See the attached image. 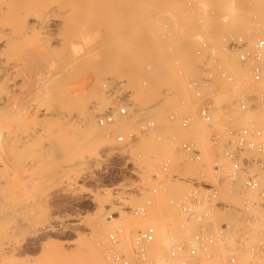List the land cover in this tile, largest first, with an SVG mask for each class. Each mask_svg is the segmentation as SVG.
I'll return each instance as SVG.
<instances>
[{"label":"rangeland","instance_id":"rangeland-1","mask_svg":"<svg viewBox=\"0 0 264 264\" xmlns=\"http://www.w3.org/2000/svg\"><path fill=\"white\" fill-rule=\"evenodd\" d=\"M133 1L134 2L130 1V5L127 1V4L125 3L126 5L124 7L121 6L122 3L121 5L119 4L121 7L118 5L112 13V16L110 15V17L113 18L112 20L110 17L105 16L108 14L106 10L105 13L103 12L104 10H96L95 16L91 17L86 25L84 36L86 35L87 42L82 51H78V49L72 46V39L75 37L76 33L75 30L74 32L72 31L76 28V25L72 26L71 24H64V32L62 31V27H64L63 24L56 25L54 31H52V33L56 32L54 34L60 33L61 31L63 33L60 34L64 35V33H67L68 41L65 43L61 40H48V42L47 40L42 39L43 41L38 40L35 42L37 48H35V52L26 48L27 44H25V46L21 45L23 49H17L16 54H18L19 59L22 57L19 62L22 64L23 68L21 71L20 67L22 66L20 64V70H18L20 73L17 71L18 74H14L20 75L16 77V83L14 82V85L8 84L10 88L14 87L13 90L12 88L8 89L7 87V92L5 93L6 100L4 101H7L5 103V109L8 111V113L6 112V114H4V118L6 117V119H9V122L6 121V124H8L7 127L11 132L17 127H20V129L23 127L25 129L28 123L30 124L27 120L29 119L28 109L31 106L30 104H32L31 101L35 98L34 95H37L39 91V94H41L44 90L47 91L53 87H59L60 90L57 88L53 90H63L74 95L76 94V98L83 95V98H81L84 99L85 96L89 97V95L94 93H89L92 92L89 87L92 88V85L101 76L102 71V75H105L104 73H107V71L112 73L115 71V74H118V77L116 76L117 82L114 88H116L117 92L121 94L120 99L122 102L116 107L117 105H113L111 99L106 94L101 95L102 93H99V95H101L100 97L99 95L98 98H96L97 96L95 97L97 102H94L95 99L89 98L92 100V105L95 103L100 108V111L96 113V121L98 125H100L101 132L96 136L93 135L90 137L88 135L74 133L71 131V121L65 123L66 121L63 122L62 119L57 120V118H54L55 121L53 123L51 122L53 124V126H51L54 128V132L48 131V133H40L43 136L41 135L40 137V134L37 135L36 139L38 136L39 138L35 140L36 143L33 142L34 145H32V141L26 143L24 138L19 141L21 135H17V139L16 137H13V133V135H7V137L10 138V142L8 143L9 140L7 138L6 141H8L5 146L6 160L4 158L3 164L5 169L4 175L7 177L5 178V181H13V186L15 184V186H20L18 187L20 189L14 186L15 196L16 198L18 197L17 199L22 201H25L26 199L27 203L30 202L28 204L29 207L27 205L24 206L27 207L29 211L27 208H25L26 210L22 208L20 216L24 217L27 213V215H29V208L32 205L31 203L39 199H41L39 201L43 202L45 207L43 206L44 208L39 211V213L41 212V215H38L41 217H36L34 220L36 223L22 224L23 227L18 235V238H20L18 242L19 249L17 248V251L15 250L14 252L10 251L12 254L8 252V255L5 257H0V264H17V262H19L18 264H65L67 261L70 264H87L85 261L90 263L98 257L102 258V264H128V262L131 264L132 261L133 264H149L148 262H151L152 264H168L165 260L159 259L161 253H163L169 244L168 240L170 239L166 236V233L169 232L168 229H175L180 232L181 228L178 226L185 222L183 216V218H181L184 221H179L182 220L180 215L175 209H173V207L171 208L168 206V200L172 197L182 198L185 195H188L191 186L184 179H179L178 181V179L167 178L159 181L153 177L154 172L162 162L171 158L174 161L173 170H171L173 173L180 175V177L188 178L198 175L204 179L215 181L216 179L214 178L216 177L213 172V165L217 162H228V160H225L223 155L221 157L216 155L217 153H221L223 146L214 147L209 140V134L214 131L226 134L227 129L230 127V118L234 120V124L250 126L252 121L258 120L264 116V109L248 110L251 112L247 113V111H242L238 108V99L242 95H249L254 92L259 94L264 93L263 78L257 81L252 77L253 67L255 65H258L264 71V54L260 60L251 58L246 65H243L240 61L238 51L243 50L244 47L239 49L228 48V44L232 43V41L238 42L242 40L256 42L259 39H264V0H228L227 2H225V0H223L224 2L222 0H213V2H216H214V4H212V0H210L211 3H203V0H188L186 2L187 9H182L175 13L174 8H166L164 10L159 9V4H171V0H147L148 4L146 5V2L144 4L145 7L143 4L139 5L141 6L140 9H138L139 6L137 4L138 1V3H141L140 0L137 2L136 0ZM133 3H136L138 7L136 4L133 5ZM215 4L216 6H214ZM98 11H101L100 17L96 16V14L98 15ZM174 14L177 16L176 23H173L170 18L171 16L173 17ZM107 18L110 20L107 21ZM94 19H96V21ZM144 25L145 27L147 26V30L145 27L143 28ZM130 29L132 31H130ZM143 31H145L146 38L144 40L146 41L147 49L145 48L146 50L144 52H140L141 50L139 49L137 54L133 51H135V48L138 49L139 47L134 41L139 37L143 38ZM88 33L90 34L88 35ZM112 40L115 42L117 40L120 43L117 42V45H114L115 42ZM106 41L108 45L114 43L113 46H108L105 43ZM95 43H99L98 46L100 47L97 48L98 46ZM252 44L254 45L250 46V48L254 50L255 43ZM105 45L109 48L108 50L107 48H104L106 47ZM28 47L30 46L28 45ZM93 47L97 49L95 50ZM122 47L126 48L123 49ZM90 48L91 50L93 48L92 54H90ZM118 48H122L124 52H127L128 50L131 51H128V53L125 54L119 50L118 54L116 53L118 52ZM105 49L109 53L106 52ZM112 49L116 52H113ZM67 51L70 54L67 53ZM84 51L88 54H86L87 56L83 57L81 60L84 69L82 68L81 70V67L79 68L76 64L77 66L72 68L69 67L68 70L67 64L71 63V60L74 59L75 55L85 53ZM211 51H213L214 54H212ZM27 52L29 53L27 54ZM140 53H147L146 57L144 55H142V57L139 56ZM24 54L27 56H24ZM60 54L62 55L61 57ZM134 54L136 56H134ZM126 55H128V57ZM109 56L110 58L113 56L112 60H117V63L119 61L121 62V57H123L124 61L120 64L118 63L120 66H117V68L114 67L116 70L110 71L109 67H111L113 63H110L111 60L109 62ZM65 57L67 58L66 61ZM59 58L62 61H60ZM93 58L94 61H91ZM106 58L108 60H106ZM101 60L104 61L100 63ZM105 60L107 63H104ZM106 64H108L109 67ZM87 67L88 70H85ZM207 67L213 70L212 82L207 85H202L201 89L203 95L202 97H199L196 95L195 91L189 87V83L192 79H196L204 74V70ZM103 68L109 69L105 71ZM71 69L73 73L70 71ZM223 69L229 71L233 77V81L229 82L223 77L221 73ZM242 73L244 76H241ZM108 74L105 75V77H108L107 79L110 77ZM23 75H25V78ZM73 76L74 78H71ZM52 78L53 80L56 78V80L52 82ZM58 79L61 80V83L59 81V83L57 82ZM95 79L96 81H94ZM49 81L57 83H55V85L52 84L51 88L49 86L51 84H49ZM65 81L67 84L63 83ZM58 84L59 86H57ZM64 85L66 86L64 87ZM254 86L257 88L253 89ZM86 90L88 91L86 92ZM222 90H225V96L223 98L219 97L220 91ZM86 93L89 94L86 95ZM90 97H93V95ZM30 98L32 99L30 100ZM205 100L218 106L215 114V122L211 127H206L204 122L197 116L198 107ZM122 106L127 108L128 114L122 117L118 116L117 118L118 122L119 119L127 121L128 123L125 126H121V129L119 130H114L115 125L112 126L109 125L110 123H101V119L105 112L108 110L115 111ZM222 106L227 110L222 111V109H219V107ZM171 112L177 113L178 119L176 122H171L169 120L168 113ZM252 113L256 115L254 116ZM185 114L192 115L193 119L189 127L186 130H183L180 126V119ZM251 114L252 116L250 117ZM42 115L41 118L44 117V115L47 116V118L45 117L47 121L46 124L48 123V120L52 121L51 117H48V114ZM45 118H42L43 121ZM26 120L27 125H25ZM148 121H153L157 125V128L144 130L143 127L148 124ZM72 123L73 122H71V125H79L76 121L73 124ZM73 127L74 126H72V128ZM47 128H49L48 124ZM181 131L186 133L188 139L201 148L206 165L190 161L188 159V154L179 153L177 151V146L179 145L180 140L178 134ZM49 133H53L52 136L50 138H45L44 135H49ZM57 135L58 137L61 135L60 138H57ZM120 135H124L126 140L125 142H122L123 144L121 145H107L102 143V141L104 142L108 136L117 139ZM62 136H65L63 139L67 137L68 142L70 139L68 146H70L69 148L72 153L73 151L78 150L76 154L83 156H80L81 161L78 162L79 164L77 163L73 166V169L69 170L68 178L70 179V182L50 180V182L46 181L45 184H40L33 181L34 184L32 180L29 179L30 177L27 178V176L30 175H27L28 173L22 169L24 166L23 162L26 161L23 158L27 159V156L32 153L31 147L36 146L38 143L39 145L46 144V139L47 142L50 139V141H52V151L54 149H56V151H51L49 156L41 155L40 160L35 164V169H38V171L41 172L40 174H42V170L44 173L45 169H49V166L52 165L53 161H56L55 159L61 157L60 153L63 150L61 147L62 143L58 144L59 141L57 139H59L60 142H65L64 140H61ZM53 138L57 141H55V139L52 140ZM13 140L15 145H13ZM42 140L45 142L43 143ZM55 142L57 143V147H61L62 150L56 148ZM145 142L149 144L146 145ZM142 144H145L144 146L147 147V149L152 145L155 147L159 145L163 147L164 151L160 155L161 158L158 157L159 161L158 159L154 160L158 161L157 163L151 161V163H153L152 165H149V162L143 158L145 152L143 153L144 148L140 149ZM71 145L72 147L74 146V148H72ZM97 151H100L102 154H106L108 151L111 153L97 157L95 156V154L98 153ZM147 153L152 152L149 149ZM141 154L143 156H141ZM148 158L150 161L151 157ZM145 161L148 164L142 163ZM146 164L147 166H151L149 167V170H147L148 167L145 166ZM17 168H20L22 171ZM153 185L159 186V189L155 192L153 191ZM163 185H165V187L167 186V189L162 188L161 186ZM22 186L28 191L22 189ZM28 188L31 189L29 190ZM19 190L20 192H18ZM21 190H24L27 194ZM22 194L23 196H21ZM112 194L113 196L116 194L115 196L117 198L114 196V198L117 199L116 201L114 198L109 199V196ZM118 196L119 198L122 197L118 200ZM231 196L236 197L237 195L230 194V196H227L228 198L226 197L227 200L229 199V201H231V198H233ZM44 197L47 200H44ZM150 198L154 199L156 204L150 209L148 218L141 217L130 211L131 208L145 204ZM237 198L239 197H236L235 199ZM239 200H233V202L235 204H240L239 202L241 200ZM113 201L115 203V205H113L114 208L112 206ZM119 205L121 207L120 210H118L119 207H115ZM160 208L161 210L164 209V212L168 213V215L170 214L167 220L162 221L160 220L159 215H157ZM156 209H158L157 212ZM217 212V217L219 218L223 216L226 217L227 215L223 212ZM111 213H114V216H112L113 218H110ZM230 213L233 215V213L236 212L230 211L227 216H229ZM234 215L232 218H236ZM50 223H53L57 229H46ZM150 223H155L159 229H162V231L157 234L156 242L148 248L149 258L145 260L139 257L134 251L133 235L137 230L145 228ZM235 223L237 224H235L237 228L240 224L238 222V216ZM105 226L110 228L104 230ZM119 227H124L125 232L121 234L119 237V243L115 245L108 241V236L110 232ZM178 228H180V230ZM188 228H186L187 232L189 231L188 233H190V226ZM44 229L46 230L44 231ZM97 229L105 232L99 237L101 239L96 238V240L94 234L98 231ZM64 230H66V232ZM179 232L173 233L178 236H175L178 238L176 241L188 239L187 233L184 235V233L181 232L182 234L179 235ZM232 239H234V242ZM239 242V237L235 234L230 236L229 246L231 248L238 247ZM95 247H97L98 250H96ZM222 248L223 247L218 249L217 255L224 254L226 259L227 252L225 248ZM112 251H117L122 256V259H110L109 255ZM50 252H53L55 256H52L53 254ZM91 252L93 254L92 258L95 259L89 257ZM48 253H50V255ZM92 254L90 256H92ZM94 254L97 256L99 254V256H94ZM13 255L16 258H14ZM47 255L52 257L50 258L52 263ZM54 258H56V261H54ZM88 258H91V261ZM8 259H10V261Z\"/></svg>","mask_w":264,"mask_h":264},{"label":"bare ground","instance_id":"bare-ground-1","mask_svg":"<svg viewBox=\"0 0 264 264\" xmlns=\"http://www.w3.org/2000/svg\"><path fill=\"white\" fill-rule=\"evenodd\" d=\"M127 1H128V4L129 3H131L130 1H132V2H134L133 0H0V257H5L6 255H8V252H14L17 248H18V242H19V240H20V238H18L19 236V232L21 231V229H22V227H23V225H24V223H28V224H33L35 221V219H36V217H38L39 215H41L40 213H39V211H41L42 210V208H44L45 206H44V203L43 202H41V201H39V200H41V199H39V200H37V201H31V202H33V203H31L30 205V214L29 215H24V217H21L20 216V211H21V209L22 208H27V207H24L25 205H27L28 207H29V203L30 202H26V199H25V201H22V200H19V199H17L16 198V196H15V190H14V186L16 185H14L13 186V181H9V180H7V181H5V178H7L5 175H4V171H5V169H4V167H3V164H4V158H5V146L7 145L6 143H7V141H8V143L10 142V138H8L7 137V135L8 134H14V138L18 135H21V137L19 138V141H20V139H22V138H24L25 139V141H26V143H29V142H31L32 141V145H34L33 144V142L34 143H36L35 142V140H37L38 138H39V136H38V138L36 139V136L37 135H39L40 133H48V131H53L54 130V128H52V126H53V122L55 121V119L54 118H57V120H59V119H62V121L64 122V121H66L65 123H68V122H75L76 121V123L77 124H79V125H77V126H75V125H71V122H70V126H71V131L72 132H74V133H80V134H84V135H88V136H93V135H97V134H99L100 132H101V128H100V125H98V123H97V121H96V113L98 112V111H100V108L94 103V105H92V100H90L89 98H91V99H95V97L96 98H98V95H99V93L101 94V95H103V94H106L110 99H111V103L113 104V105H117L116 107H118V105L122 102V100L120 99V93H118L117 92V90H116V88H114L115 86H116V76L118 75V74H115V71L114 70H116V69H114V67H116L117 68V66H120L119 64L122 62V61H124L123 60V57H124V55L126 54V53H128V51L127 52H124V50H122V48H118V52H116V51H113V49H112V51L113 52H116V53H118L119 54V50H120V52H122V53H125L124 55H123V57H121L120 59H121V62L119 61L118 63H117V60H112V58H113V56H112V58H110V56H109V62H110V60H111V62L110 63H113L112 64V68H113V70H112V68L111 67H109L108 66V64H106L109 68H110V71H114L113 73L112 72H108L107 71V73L105 72L104 74L105 75H107L108 73H110V74H108V75H110V77H109V79H107L108 77H105V75H102L103 74V71H102V74H101V76L97 79V81H96V79L94 80V81H96L93 85H92V88L91 87H89L91 90H92V92H89V93H97V94H92L93 95V97H90V96H92V95H89V97L88 96H85V97H87V98H85L84 97V99H82L83 97V95H81V96H78L79 98H76L75 97V95L74 94H71V93H69V92H66V91H63V90H61V91H55V90H53V89H59V87H51L52 86V84H54L55 85V83H57L58 81L60 82L61 80H57V82H55V83H52L54 80H56V78H54V80H53V78H52V82L51 81H49V86L52 88V89H48L47 91H43V93H41V94H39L40 93V89L38 90L39 92H38V94L35 96L34 95V100L33 101H31V103L32 104H30L31 106H30V108L28 109V118L29 119H27L28 120V122H30V124L28 123V125H27V120H26V124L25 125H27V127H25V129L23 128H21L20 129V127L18 128L17 126L18 125H21V124H18L16 127V129H14V130H12L13 132H11V130H9L8 129V127H7V125L8 124H6L7 122L6 121H8L9 122V119H6V117L4 118V114H6V112L8 113V111H7V109H5L6 108V106H5V103L7 102H4L6 99H5V93L7 92V87H8V89L10 88L9 87V85L8 84H12V85H14L16 82V77H18V76H20V75H14L15 73L16 74H18V70H20V68H21V71H22V68H23V66H22V64L19 62L21 59H22V57H21V59H19V56H18V54H16L17 52V49L18 48H22L23 49V47H21V45L22 46H25V44H27L26 45V48H29L30 50H33V52H35V50L37 49L36 48V45H35V42H37L38 40H61L62 42H67L68 41V35H67V33H64V35L63 34H60V33H63L64 32V30H63V28L65 29V25H67V24H71L72 26L73 25H76L74 28L75 29H73V27H72V29H73V31L72 32H74V30L76 31V33H75V37L72 39V46L73 47H75L76 49H78V51H82L83 49H84V46H85V44H86V42H87V38H86V35L84 36V33H85V31H86V25H87V23L90 21V19H91V17H93V16H95V11L96 10H104L103 12L105 13V10L107 11V15H105V16H108V17H110V15L112 16V13L115 11V9L118 7V5L120 4L121 5V3H122V7H124L126 4H127ZM138 0H136V2H137ZM188 0H171V4H166V3H161V4H159L160 5V8L159 9H161V10H164V9H172V8H174V13L175 12H178V11H181L182 9H187V4H186V2H187ZM198 1V0H197ZM219 1V0H218ZM217 1V2H218ZM223 1V0H222ZM228 0H225V2H227ZM139 2V1H138ZM137 2V4H138V6L139 5H142L143 4V6L145 7V3L147 2V0H140V2L141 3H138ZM204 2H209V3H211V1L209 0H203V3ZM212 2H213V0H212ZM215 2V1H214ZM214 2L212 3V4H214ZM224 2V1H223ZM126 3V4H125ZM216 3V2H215ZM222 3V2H221ZM134 4H136V3H133V5ZM137 4H136V6H137ZM148 4V2L146 3V5ZM119 5V7H121ZM130 5V4H129ZM132 5V6H133ZM158 5V6H159ZM137 6V7H138ZM212 6V5H211ZM214 6H216V4L214 5ZM126 7H128V6H126ZM129 8V7H128ZM132 8V7H131ZM141 8V6H139L138 7V9H140ZM210 8V7H209ZM131 12V11H130ZM97 13V12H96ZM100 14H101V11L99 12L98 11V15L96 14V16H99L100 17ZM102 15H103V13H102ZM176 14H174V16L172 17H170L171 19H172V22L173 23H176V17L177 16H175ZM103 17V16H102ZM104 18V17H103ZM102 18V19H103ZM110 19L112 20L113 18L112 17H110ZM110 19H108L107 18V21L108 20H110ZM95 21H96V19H94ZM98 21V20H97ZM99 21H101V20H99ZM244 22V21H243ZM97 23H99V22H97ZM100 23H102V22H100ZM60 25V24H65L64 25V27H62V31L60 32V33H57V34H54V33H56V32H54V33H52V31H54V29H55V27H56V25ZM99 25V24H98ZM242 25H244V24H242ZM131 26H132V24H131ZM135 26V25H134ZM88 27V26H87ZM137 27V26H136ZM145 27V25L143 26V28ZM60 28V27H59ZM138 28V27H137ZM142 28V27H141ZM142 28V29H143ZM67 29V28H66ZM145 29L147 30V26L145 27ZM68 30V29H67ZM67 30H66V32H67ZM132 30H133V27H132ZM131 29H130V31H132ZM96 31V30H95ZM129 31V32H130ZM69 32H70V29H69ZM69 34V33H68ZM90 33H88V35H89ZM131 36V35H130ZM142 36H143V38L142 37H139L136 41H134V43L135 44H137V46L139 47H137L138 49H136L135 48V51H133V52H138L139 51V49L141 50L140 52H144L147 48H146V41L144 40L145 38H146V36H145V31H143V34H142ZM90 37V36H89ZM42 40V41H43ZM115 40V39H114ZM48 41V42H49ZM111 41V40H110ZM113 41V40H112ZM99 42V41H98ZM101 42V41H100ZM113 42H115V41H113ZM117 42L118 43H120L119 41H117L116 40V42H115V44L114 43H110L109 45H108V43H107V41L105 42L108 46H113V44L114 45H117ZM122 42V41H121ZM132 43H133V41H132ZM47 44H49V43H47ZM53 44V43H52ZM95 44H97V43H95ZM100 44H102V43H100ZM28 45L30 46V47H28ZM55 45V44H54ZM62 45V44H61ZM99 45V43L97 44V46ZM94 46V45H93ZM106 46V45H105ZM69 47V46H68ZM68 47H66V48H68ZM100 46H98L97 48H99ZM117 47H120V46H117ZM36 48V49H35ZM56 48V47H55ZM89 48V47H88ZM94 48V47H93ZM93 48H92V50H93ZM96 48V49H97ZM102 48V47H101ZM104 48H107V46L106 47H104ZM112 48V47H111ZM126 48V47H125ZM125 48H123V49H125ZM146 48V49H145ZM234 48V47H233ZM21 49V50H22ZM28 49V50H29ZM95 49V48H94ZM95 49V50H96ZM109 48H107V50H108ZM117 49V48H116ZM235 49V48H234ZM27 50V51H28ZM29 50V51H30ZM51 50V49H50ZM92 50H91V48H90V51H91V53L90 54H92ZM94 50V51H95ZM100 50V49H99ZM106 50V49H105ZM106 50V52H108ZM111 50V49H110ZM122 50V51H121ZM127 50V49H126ZM70 51V50H69ZM87 51V50H86ZM89 51V50H88ZM131 51V50H130ZM129 51V52H130ZM52 52V51H51ZM85 52V51H84ZM102 52V51H101ZM100 52V53H101ZM132 52V53H133ZM148 52V51H147ZM29 52H27V54H28ZM54 53V52H53ZM52 53V54H53ZM67 53H69L68 51H67ZM67 53H65V54H67ZM109 53V52H108ZM135 53V54H136ZM70 54V53H69ZM85 54V55H84ZM87 53L85 52V53H81L80 55H75V57H74V59H72L71 60V63H68L67 65H68V70H69V67L70 68H72V67H74V66H77L78 65V67L80 68L81 67V70H82V68L84 69V67L82 66V62H81V60H82V58L83 57H86L87 55H86ZM117 54V55H118ZM134 54V56H136ZM138 54V53H137ZM146 54L147 53H140L139 54V56H141L142 57V55H144L145 57H146ZM26 54H24V56H25ZM129 56H131L130 54H128ZM128 55H126L127 57H128ZM27 56V55H26ZM54 56H57V55H54ZM62 55L60 54V57H61ZM122 56V55H121ZM63 57H64V55H63ZM115 57V56H114ZM23 58H25V57H23ZM136 58V57H135ZM61 59H63V58H61ZM66 57H65V61H66ZM107 58H106V60H108ZM138 59V58H137ZM23 60H25V59H23ZM59 60H60V58H59ZM69 60V59H68ZM105 60V62L104 63H107V61ZM32 61V60H31ZM60 61H62V60H60ZM64 61V60H63ZM91 61H94V58H93V60H91ZM96 61V60H95ZM102 61H104V60H101V62L100 63H102ZM114 61V62H113ZM144 61V60H143ZM80 62H81V65H80ZM24 63V62H23ZM28 63V62H27ZM84 63L86 64V62L84 61ZM84 63H83V65H84ZM99 63V64H100ZM109 63V64H110ZM242 63V62H241ZM20 64H21V66L22 67H20ZM61 64V63H60ZM64 64V63H63ZM77 64V65H76ZM24 65V64H23ZM87 65H89V64H87ZM98 65V64H97ZM246 65V64H245ZM25 66H26V64H25ZM24 66V67H25ZM94 66V65H93ZM101 66V65H100ZM105 66V65H104ZM20 67V68H19ZM63 67V66H62ZM66 67V66H65ZM77 67V68H78ZM97 68V67H96ZM108 68V69H109ZM90 69V68H89ZM98 69V68H97ZM104 69V68H103ZM108 69H104L105 71L106 70H108ZM260 69H261V67H260ZM85 70H88V67H87V69H85ZM262 70V78H263V80H264V71H263V69H261ZM18 71V72H17ZM71 72H72V69L70 70ZM76 71V70H75ZM40 72V71H39ZM20 73V72H19ZM73 73V72H72ZM76 73V72H75ZM81 73V72H80ZM79 73V74H80ZM54 74V73H53ZM66 74H68V73H66ZM77 74V73H76ZM96 74H98V73H96ZM96 74H95V76H96ZM22 75V74H21ZM42 75V74H41ZM71 75H73V74H71ZM81 75V74H80ZM24 76V78H25V75H23ZM51 76H53V75H51ZM77 76L79 77V75L77 74ZM241 76H244V74L242 73V75ZM22 77V76H21ZM56 77V76H55ZM67 77V76H66ZM118 77V76H117ZM252 77H254V79H255V76H254V74L252 75ZM23 78V79H24ZM63 78V77H62ZM71 78H74V76L73 77H71ZM71 78H70V80H71ZM75 78H76V76H75ZM61 79V78H60ZM63 79H65V78H63ZM67 79V78H66ZM256 80V79H255ZM67 81V80H66ZM66 81L65 82H63V83H66ZM69 81V80H68ZM15 82V83H14ZM58 82V83H59ZM61 83V82H60ZM67 84V83H66ZM11 85V86H12ZM62 85V84H61ZM15 86H17V85H15ZM18 86H19V84H18ZM57 86H59V84L57 85ZM66 85H64V87H65ZM14 87V86H13ZM13 87H11L12 88V90H13ZM48 87V86H47ZM46 87V88H47ZM64 87H62V88H64ZM10 88V89H11ZM17 88V87H16ZM60 90V89H59ZM67 90V89H66ZM10 91V90H9ZM68 91V90H67ZM88 90H86V92H87ZM224 91L225 90H222V91H220V95H219V97H221V98H223L224 96H225V93H224ZM89 93H86V95H88ZM257 94H259V93H257ZM262 93H260L259 95H261ZM84 95H85V92H84ZM101 95H99V97L101 96ZM82 97V98H81ZM80 98H81V100H80ZM32 98H30V100H31ZM80 100V101H79ZM98 100V99H97ZM30 102V101H29ZM94 102H97L96 101V99L94 100ZM112 105V106H113ZM75 106V107H74ZM114 106V107H115ZM28 108V107H27ZM219 109H220V107H219ZM222 111H226L227 109L226 108H224L223 106H222ZM224 109V110H223ZM249 111H247V113H248ZM251 112V111H250ZM249 112V113H250ZM247 113H244V114H247ZM42 114H48L49 116L48 117H51V120L52 121H50V120H48V127L49 128H47V124H46V118H47V116H45L44 115V117H42L43 119L45 118V120L43 121V119L41 118V115ZM253 114V113H252ZM252 114L250 115V117L252 116ZM8 115V114H7ZM254 115V114H253ZM256 115V114H255ZM254 115V116H255ZM43 116V115H42ZM103 116H104V114H103ZM119 116V115H118ZM117 116V117H118ZM245 116H247V115H245ZM249 116V115H248ZM258 116V115H257ZM117 117H115V120L112 122V124L110 123L109 125H112V126H114L115 127V129L114 130H119V129H121V126H125L128 122L127 121H123V120H121V119H119V122H118V118ZM122 117V116H121ZM255 118H257V117H255ZM6 119V120H5ZM48 119H50V118H48ZM13 120V119H12ZM43 122H42V121ZM75 120V121H74ZM20 121V120H19ZM22 121V120H21ZM129 121V120H128ZM13 122V121H12ZM52 122V123H51ZM117 122V123H116ZM20 123H22V122H20ZM25 123V122H24ZM23 123V124H24ZM72 123V124H73ZM116 123V124H115ZM22 124V125H23ZM52 125V126H51ZM108 125V126H109ZM51 126V127H50ZM72 126H74L73 128H72ZM48 129H51V130H48ZM149 130V129H148ZM220 131V130H219ZM54 132V131H53ZM215 132V131H214ZM187 133H189V132H187ZM219 133H221V132H219ZM224 133V132H223ZM12 134V135H13ZM42 134H40V137H41V135ZM51 133H49V135L47 134V135H44L45 136V138L46 137H51L52 136V134L50 135ZM186 134V133H185ZM17 136V137H18ZM43 136V135H42ZM54 136V135H53ZM60 136L61 135H59V137H58V135H57V138H60ZM188 136H189V134H188ZM17 137H16V139H17ZM63 137H65V136H62L61 137V140H64L65 142H60V140L59 139H57L58 141H59V143L58 144H60V143H62V145H61V147L63 148V150H62V148L61 147H59L61 150V157L58 159H55L56 161H53V163H52V165L51 166H49V169L47 168V169H45V172L43 173V170H42V174H40L41 172H39L38 171V169L36 170L35 169V164H37L36 162L37 161H39L40 160V156L42 155H50L49 153L52 151V147H51V143H52V141H50V139H49V141L47 142V139H46V144H42V145H39V143L38 144H36V146H33V147H31V154L30 155H26L27 156V159L26 158H23V159H25L26 161H24L23 162V164H24V166H23V168L22 169H24V171L26 172V173H28L27 175H30V176H27V178L28 177H30L29 179H31L32 180V182L34 181V182H38V183H40V184H45V182L46 181H49L50 182V180L52 181V180H60V181H67V182H70V179L68 178V172H69V170L70 169H73V166H75L79 161H81V157H83V156H79V154H76L77 152H78V150H76V151H73V153L71 152V149L69 148L70 146H68L69 145V143H70V139H69V142L67 141L68 140V138L66 137L65 139H63ZM8 138V140L6 141V139ZM44 138V139H45ZM93 138V137H92ZM34 139V140H33ZM55 138H53L52 140H54ZM56 139H55V141H57ZM18 141V142H19ZM23 141V140H22ZM13 142H14V140H13ZM12 142V143H13ZM38 142V141H37ZM42 142H43V140H42ZM41 142V143H42ZM45 142V141H44ZM43 142V143H44ZM11 143V144H12ZM20 143V142H19ZM65 143V144H64ZM71 143H72V141H71ZM102 143L104 144H107V145H118V144H123L122 142H120V140H119V137H117V139H115V138H112V137H107L105 140H104V142L102 141ZM11 144H9V145H11ZM25 144V143H24ZM53 144H54V142H53ZM55 144H56V148L57 149H59L58 147H57V143L55 142ZM145 144L147 145V144H149V143H146L145 142ZM144 144V145H145ZM8 145V146H9ZM13 145H15V142H14V144ZM13 145H11V146H13ZM30 145H31V143H30ZM38 145H39V147H38ZM74 145V144H73ZM102 145V144H101ZM143 144L141 145L142 147H140V149H143V155H145V156H143L142 154H141V156H143V158L144 159H146V161L147 162H149V165L151 164L152 165V163H151V161H154L155 159H158V157H160V155L163 153V151H164V149H163V147L162 146H154V145H152L151 147H149L148 149H147V147H145ZM41 146V147H40ZM60 146V145H59ZM75 146V145H74ZM74 146L72 147V145H71V147L72 148H74ZM99 146H100V144H99ZM149 146V145H148ZM222 145H220V147H221ZM54 147H55V145H54ZM76 147V146H75ZM101 147V146H100ZM13 148V147H12ZM12 148H10L11 150H13ZM30 148V147H29ZM9 149V150H10ZM149 151V149H150V151L152 152V153H147L148 151ZM70 152H69V151ZM222 150V149H221ZM54 151H56V149H54L52 152H54ZM142 151V150H141ZM11 152V151H10ZM98 152V151H97ZM100 152V151H99ZM97 153V154H95V156H97V157H101V155H108V154H110L111 152L110 151H108V152H106V154L105 153ZM25 156V157H26ZM14 157V156H13ZM148 157H151V160L149 161V158ZM221 157V156H220ZM45 158V157H44ZM161 158V157H160ZM223 158V157H222ZM225 158V157H224ZM5 160H6V158H5ZM13 160V159H12ZM225 160H226V158H225ZM8 161V160H7ZM20 161H22V160H20ZM142 162V163H147V162ZM158 161H159V159H158ZM158 161H154V162H158ZM189 161V160H188ZM190 162V161H189ZM15 163V162H14ZM21 163V162H20ZM81 163V162H80ZM22 164V163H21ZM21 164H20V166H21ZM79 164V163H78ZM143 164V165H144ZM148 164V163H147ZM147 164L145 165L146 167H148V169L147 170H149L150 168L149 167H151V166H147ZM34 166V167H33ZM37 166V165H36ZM15 167V166H14ZM19 167V166H18ZM17 169H19V170H21L20 168H17ZM172 170H173V167H172ZM22 171V170H21ZM38 171V172H37ZM175 172V171H174ZM204 172V171H203ZM210 172V171H209ZM25 173V174H26ZM173 173V172H172ZM178 173V172H177ZM206 173V172H205ZM180 174V173H179ZM23 175V174H22ZM206 175V174H205ZM204 175V176H205ZM145 176V175H144ZM143 176V177H144ZM180 176V175H179ZM22 177H24V176H22ZM187 177V176H186ZM185 178V177H184ZM188 178H190V177H188ZM188 178H185L184 180H186V179H188ZM213 179V178H212ZM215 179V178H214ZM213 179V180H214ZM11 180V179H10ZM25 180V179H24ZM28 180V179H27ZM177 180V179H176ZM175 180V181H176ZM22 181H23V179H22ZM178 181H179V179H178ZM181 181V180H180ZM33 182V183H34ZM32 183V184H33ZM18 184V183H17ZM21 184V183H20ZM35 184V183H34ZM167 184V183H166ZM165 184V185H166ZM26 185V184H25ZM25 185H23V186H25ZM29 185H30V182H29ZM38 185V184H37ZM165 185H163V186H161L162 188H165V189H167L166 187H165ZM23 186H22V189H24L23 188ZM41 186H43V185H41ZM154 187H153V191L155 192V191H157L158 189H159V186H157V185H153ZM190 186H191V184H190ZM16 188H18V187H20L19 185H17V186H15ZM31 187V186H30ZM33 187V186H32ZM38 187V186H37ZM151 187V186H150ZM237 187H238V185L235 187V188H233V190H230L229 188H227V189H229V190H223L222 191V198L223 199H227L228 197L227 196H230V194H237L236 192H237ZM18 189H20V188H18ZM29 190L31 189V188H28ZM42 189V188H41ZM25 190V189H24ZM23 190V191H24ZM27 190V189H26ZM25 190V191H26ZM152 190V189H151ZM17 191V190H16ZM22 191V190H21ZM22 191V192H23ZM24 191V192H25ZM28 191V190H27ZM41 191V190H40ZM18 192H20V190L18 191ZM32 192V191H31ZM189 192V191H188ZM26 194H27V192H25ZM25 193H24V195H25ZM34 193H36V192H34ZM117 193V192H116ZM119 193V192H118ZM167 193V192H166ZM21 194V193H20ZM37 194V193H36ZM39 194V193H38ZM34 195V194H33ZM116 195V194H115ZM114 195V196H115ZM121 195H122V193H121ZM21 196H23V194L21 195ZM27 196V195H26ZM35 196V195H34ZM114 196H113V194L111 195V196H109L110 198L109 199H111V198H114ZM120 196V195H119ZM119 196H118V200L122 197H120L119 198ZM186 196V195H185ZM184 196V197H185ZM27 197H29V196H27ZM116 197V196H115ZM184 197H182V198H184ZM227 197V198H226ZM231 197H233V196H231ZM235 197V196H234ZM233 197V198H234ZM236 197H238V196H236ZM235 197V198H236ZM117 198V197H116ZM179 198V197H178ZM181 198V197H180ZM179 198V199H180ZM233 198H231L232 200V202H233V200L234 201H238L240 198H237V199H233ZM28 199V198H27ZM44 200L46 199L45 197L43 198ZM115 199V198H114ZM43 200V201H44ZM47 200V199H46ZM113 200V199H112ZM111 200V201H112ZM117 199H115V201H116ZM229 200V199H228ZM39 201V202H38ZM240 201V200H239ZM47 202V201H46ZM45 202V203H46ZM111 203V202H110ZM234 203V202H233ZM240 203V202H239ZM117 204V203H116ZM113 205H115V203H114V201L112 202V206ZM44 206V207H43ZM115 207H119L118 208V210H120V205L119 206H115ZM113 208H114V206H113ZM159 208V207H158ZM172 208V207H171ZM174 209V208H173ZM26 210V209H25ZM27 210H28V208H27ZM176 210V209H175ZM29 211V210H28ZM158 211V209H156V212ZM177 211V210H176ZM230 211H232V212H235L234 210H229V211H227V212H223V213H225V214H227L228 215V212H230ZM255 211L257 212V210L255 209ZM43 212V211H42ZM156 212H154V213H156ZM217 212V211H216ZM220 212V211H219ZM26 213V212H25ZM218 213V212H217ZM39 214V215H38ZM150 214V213H149ZM235 214V215H234ZM157 215H159V218H160V220H167V218L170 216V214L168 215V213H166V212H164V209H162L161 210V208H160V210L157 212ZM226 215V217H227V219H228V217H229V221L232 223V224H234L235 223V220H237V214L236 213H233V215L234 216H236V218H235V220H234V218H232V213H230V215L229 216H227ZM219 216V215H218ZM39 217H41V216H39ZM182 216L180 215V218H181ZM223 217H225V216H223ZM183 218V217H182ZM181 218V219H182ZM230 218H232V219H230ZM106 219V218H105ZM107 220V219H106ZM185 220V219H184ZM183 219L182 220H179L180 222H183L184 221ZM38 221V220H37ZM108 221L110 222V220L108 219ZM234 221V222H233ZM239 222V221H238ZM36 223V222H35ZM39 223V222H38ZM37 223V224H38ZM46 223H47V221H46ZM45 223V224H46ZM23 224V225H22ZM180 224V223H179ZM184 224V223H183ZM236 224V223H235ZM40 225V224H39ZM43 225V224H42ZM59 225H60V223H59ZM181 226H182V224H180ZM180 225L178 226V227H180ZM46 227V226H45ZM56 226L55 225H53V223H50V224H48V226H47V228L46 229H51V230H54V229H57V228H55ZM187 227H189L188 226V224H187V226H186V228ZM28 228V227H27ZM96 228V227H95ZM107 228L109 229L110 227H107V226H105V228H104V230H107ZM183 228H185V227H182L181 228V230H180V228H178L179 230H180V232L179 231H177V230H175V229H172V230H169L168 229V231L170 232H172V233H174V232H179L178 234L180 235V234H182L181 232H184L183 231ZM185 228V229H186ZM42 229V228H41ZM46 229H44V231L46 230ZM59 229V228H58ZM100 229V228H99ZM177 229V228H176ZM189 229V228H188ZM191 229V228H190ZM62 230H63V227H62ZM94 230H96V229H94ZM98 230V229H97ZM26 231V230H25ZM35 231V230H34ZM65 232H66V230H64ZM160 231H162V229H159L158 228V233L160 232ZM40 232H42V231H40ZM92 232V231H91ZM94 232H96V231H94ZM103 232H105V231H100V230H98L95 234H94V237H95V239L97 238H99L100 236H102V233ZM169 232H167V233H169ZM189 232V231H188ZM187 232V230H186V233H188ZM33 233V232H32ZM36 233V232H35ZM46 233V232H45ZM44 233V234H45ZM166 233V234H167ZM24 234V233H23ZM26 234V233H25ZM189 234V233H188ZM104 235H106V234H104ZM103 235V236H104ZM184 235H186V234H184ZM176 236V235H175ZM233 236V235H232ZM106 237V236H105ZM176 237H178V236H176ZM175 237V239L174 240H178V238H176ZM103 238V237H102ZM96 239V240H97ZM99 239H101V238H99ZM102 240H104V239H102ZM234 239H232V241H233ZM231 241V242H232ZM101 242V241H100ZM106 242V241H105ZM234 242V241H233ZM232 242V243H233ZM102 243H103V241H102ZM21 245V244H20ZM106 245V244H105ZM230 245H231V243H230ZM151 246V245H150ZM150 246L148 247V248H150ZM21 247V246H20ZM92 247V246H91ZM92 248H94V247H92ZM96 248V250H98L97 249V247H95ZM224 248V247H223ZM222 248V249H223ZM19 249V248H18ZM49 250V249H48ZM94 250V249H93ZM17 251V250H16ZM107 251H109V250H107ZM149 251V250H148ZM147 251V253H149ZM218 251V250H217ZM10 252V253H11ZM46 252V251H45ZM98 252V251H97ZM100 252V251H99ZM224 252V251H223ZM50 253H52L53 254V252H50ZM50 253H48L49 255H50ZM12 254V253H11ZM92 254V252L90 253V255ZM100 254V253H99ZM99 254H98V256H99ZM217 254H218V252H217ZM46 255V254H45ZM49 255H47V256H49ZM89 255V257H93V254H92V256H90ZM14 256V255H13ZM12 256V257H13ZM52 256H55L54 254L52 255ZM58 256V255H57ZM94 256H97V255H95L94 254ZM97 256V257H98ZM101 256H102V254H101ZM8 257V256H7ZM59 257H61V256H59ZM63 257V256H62ZM69 257V256H68ZM11 258V257H10ZM14 258H16L15 256H14ZM50 258H52L51 256H49V259ZM91 258H88V259H90V261H91ZM46 259V258H45ZM49 259H47V260H49ZM56 258H54V261H56L55 260ZM92 259H95V258H92ZM103 259H104V257H103ZM9 261H10V259H8ZM15 260V259H14ZM63 260V259H62ZM80 260H82V259H80ZM87 260V259H86ZM97 260V261H96ZM96 260H92V262H90V263H93V264H102L103 262H102V258H100V257H98ZM2 261H3V259H2ZM64 261V260H63ZM72 261V260H71ZM96 261V262H95ZM129 261V260H128ZM132 261V260H131ZM11 262H12V260H11ZM14 262V261H13ZM15 262H17V261H15ZM50 262H51V259H50ZM59 262V261H58ZM66 262V261H65ZM64 262V263H65ZM10 263V262H9ZM19 262H17V264H18ZM52 263V262H51ZM66 263H69L68 261L66 262ZM65 263V264H66ZM85 263H87V264H90L89 262H86L85 261ZM149 264H152L151 262H148ZM21 264V263H20ZM70 264V263H69ZM72 264V263H71ZM73 264H77V263H73ZM84 264V263H83ZM128 264H129V262H128ZM131 264H133V261H132V263ZM134 264H137V263H134Z\"/></svg>","mask_w":264,"mask_h":264},{"label":"built area","instance_id":"built-area-1","mask_svg":"<svg viewBox=\"0 0 264 264\" xmlns=\"http://www.w3.org/2000/svg\"><path fill=\"white\" fill-rule=\"evenodd\" d=\"M255 43L254 50L250 48ZM243 48L238 51L240 61L245 65L251 58L260 60L264 54V39L256 42L232 41L228 48ZM212 54L213 51H211ZM222 67V66H221ZM223 68V67H222ZM222 75L229 82L233 77L228 70H222ZM253 74L257 81L262 79V70L258 65L253 67ZM213 70L205 68L204 74L192 79L189 87L197 96L202 97V85L212 82ZM256 83V82H255ZM258 84V83H256ZM257 88L256 86L253 89ZM238 108L242 111L264 109V93L256 92L242 95L238 99ZM222 107H220L221 109ZM218 106L207 100L203 101L197 110V116L204 122L206 127H211L215 122V114ZM128 114L127 108L122 106L118 109L108 110L104 113L101 123H111L115 117ZM171 122L178 119L176 112L168 113ZM193 116L185 114L180 119V126L186 130ZM230 127L226 134L211 132L209 140L214 147L222 145L221 153L217 156L225 157L228 162H217L213 165L215 181L204 179L198 175L186 179L191 184L188 195L184 198H169L168 206L177 210L178 214L185 218L180 228L190 226L188 239L176 241L175 235L170 232L166 236L168 245L161 253L159 259L168 264H264V116L251 122L250 126L234 124L230 118ZM153 121L143 127L144 130L156 129ZM179 153L188 154V159L193 162L206 165L203 152L187 135L181 131L179 134ZM119 140L125 142V136L120 135ZM174 161L166 159L156 169L153 177L159 181L164 179H185L176 173H172ZM237 187V196L240 204H235L222 198L223 190H233ZM229 188V189H227ZM154 199L150 198L145 204L131 208L136 215L148 218L150 209L154 206ZM257 210V212L255 211ZM234 210L238 215L239 226L236 228L226 217H217V212ZM114 213L110 214L113 218ZM259 223V224H256ZM183 228V230H187ZM188 228V227H187ZM183 232L184 234L186 232ZM125 232L124 227L109 233L108 241L117 244L120 236ZM158 227L155 223L148 224L139 229L133 235L135 253L147 260L148 247L156 242ZM239 237V246L231 248L229 240L231 235ZM224 247L227 255H217V250ZM109 258L121 260L122 256L117 251H112Z\"/></svg>","mask_w":264,"mask_h":264}]
</instances>
